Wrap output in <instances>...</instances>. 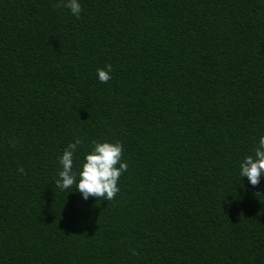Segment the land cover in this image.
Returning <instances> with one entry per match:
<instances>
[{
    "label": "trees",
    "instance_id": "obj_1",
    "mask_svg": "<svg viewBox=\"0 0 264 264\" xmlns=\"http://www.w3.org/2000/svg\"><path fill=\"white\" fill-rule=\"evenodd\" d=\"M79 2L0 0V264H264V0ZM76 138L122 143L112 200L56 189Z\"/></svg>",
    "mask_w": 264,
    "mask_h": 264
},
{
    "label": "clouds",
    "instance_id": "obj_2",
    "mask_svg": "<svg viewBox=\"0 0 264 264\" xmlns=\"http://www.w3.org/2000/svg\"><path fill=\"white\" fill-rule=\"evenodd\" d=\"M61 4L74 17H80L82 8L79 0H61ZM96 77L99 82L107 83L112 78V65L96 69ZM81 143L80 138L69 142L58 157L60 170L54 179L56 189L65 191L74 186L75 190L69 192L79 193L83 201H88L89 198L112 200L119 192V178L128 168L127 162L122 159V143L92 141L90 149L84 152L82 158L77 154ZM253 153L240 161L239 175L241 178L247 177L248 183L256 187L264 175V135L259 136ZM19 171L23 173L24 169L20 168Z\"/></svg>",
    "mask_w": 264,
    "mask_h": 264
}]
</instances>
